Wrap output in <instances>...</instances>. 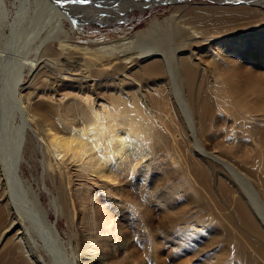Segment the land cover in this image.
Returning <instances> with one entry per match:
<instances>
[{
	"label": "bare ground",
	"instance_id": "6f19581e",
	"mask_svg": "<svg viewBox=\"0 0 264 264\" xmlns=\"http://www.w3.org/2000/svg\"><path fill=\"white\" fill-rule=\"evenodd\" d=\"M105 1L111 10L85 14L80 7L102 4L0 0V32L11 30L0 49V264H29L26 251L33 255L38 247L49 257L34 255L32 264H144L127 253L131 234L121 225L136 221L152 240L148 195L160 172L166 188L160 206L174 210V198L192 194L190 209H176L159 229H174L188 246L197 229L215 230L216 222L237 241L244 236L239 223L257 232L252 218L241 222L245 206L231 188L222 190L235 215L217 201L223 194L213 186L221 183L219 168L239 186L257 161L255 172L264 171V77L241 68L251 37L264 47V0L220 2L213 18L208 8L193 19L189 7H175L132 35L72 41L80 19L110 24L127 19L131 9L118 11L123 4L142 12L181 0ZM70 139L76 143L69 149ZM27 149L33 160L41 152L50 207L66 218L68 241L48 221L40 193L20 176ZM247 150L251 155L244 158ZM73 179L81 182L69 188ZM29 208L41 214V226L34 220L26 225L22 213ZM190 218L196 223L185 227ZM249 240L243 246L249 262L264 264V247ZM190 246L199 254L198 244Z\"/></svg>",
	"mask_w": 264,
	"mask_h": 264
},
{
	"label": "rangeland",
	"instance_id": "374dc122",
	"mask_svg": "<svg viewBox=\"0 0 264 264\" xmlns=\"http://www.w3.org/2000/svg\"><path fill=\"white\" fill-rule=\"evenodd\" d=\"M95 2H99L102 5L96 6L92 9H87L86 7H80L79 12L89 14L95 13L96 9H101V7H105L104 12H107L111 9H106L107 4L109 2L105 0H94ZM118 1V0H116ZM229 1H240V0H181L180 2H176L173 4H163L157 5L152 9L147 8L146 10L140 12L137 9H133L130 5L123 4L118 8V11L122 10H130L127 19L119 20L114 23L110 24H100V23H90V22H83L81 19L78 18L74 19L79 20V29L75 31V35L71 38L72 41L82 43L86 40L91 38L95 39L96 41H103L106 39H114L117 37H121L123 35H132L135 32L146 28L148 22L152 17H157L159 20H163L166 17H169L171 11L175 8L181 7H189L191 12L189 16L191 18H197L199 15V10L208 8V11L205 13L207 17H218L215 15L218 9L214 8V5H219L220 2H229ZM243 4V3H242ZM56 5V4H54ZM109 5V4H108ZM57 6V5H56ZM112 7V6H111ZM123 7V8H122ZM117 9V8H116ZM219 11V10H218ZM142 13V14H141ZM10 19V23H11ZM82 21V22H80ZM74 24V21H73ZM68 28L71 27L70 22L66 25ZM77 28V26L75 27ZM10 29H4V33L0 32V49L5 47L7 41L11 40ZM255 30V29H254ZM257 33V32H256ZM264 33V31H263ZM4 34V35H2ZM259 34V33H258ZM10 35V39H7L5 36ZM260 39H264V36L259 34ZM5 37V38H4ZM3 38V39H2ZM253 38L257 39V36L254 35L250 38V40L246 43L248 44L246 47L243 48L244 56L241 59V68L245 70H251L256 74V76L264 77V47L260 48L257 43L251 42ZM6 40V41H4ZM4 42V44H3ZM240 43L241 41L238 40ZM254 44V46L252 45ZM238 47L239 44L234 45ZM253 58V62H249L250 57ZM247 57V59H246ZM204 60L207 62L210 60V56L205 54L203 56ZM263 64V65H262ZM28 68H26L25 72V80L24 86L28 84ZM42 79H45L43 77ZM39 85V84H38ZM264 86V83H263ZM103 92L108 93L109 90L102 89ZM54 101V100H53ZM261 122V121H260ZM262 123V122H261ZM225 129H229L231 126L226 120L221 123ZM260 127V125H259ZM222 137L217 138V142L220 143L222 141ZM250 152L247 150L245 153V157L250 156ZM31 151L25 150V159L21 162L22 171L21 177L25 180H30L31 185L33 186V190L39 197V204L46 212L48 221L56 225L60 235L68 241L69 238V229L67 227L66 218L63 216H59L55 213L53 208L50 207V196H49V189L50 185L48 181H44L42 178L43 174V166L40 163L42 158L40 150L38 151V157L33 160L34 158L30 159ZM243 158V159H244ZM35 161L36 164L33 163ZM249 161V160H248ZM253 166V169L250 172H244V177L246 179V185L239 186L238 183L228 176L225 175L224 171L219 168L216 170V174L218 175V171L222 172L221 183L218 185L213 186L216 191L223 194L220 198H216L217 201L221 204L225 203V205L229 208L230 212L234 214L233 210L227 204V201H230L225 193H223L222 187L228 186L233 191L232 195L235 199H239L245 208L243 209L244 215L241 220L244 221V218L247 216L252 218L255 226L257 228V232H254L247 227L243 226L241 223L238 224L239 233H242V236L237 241V238L234 237V234L231 230L223 227L222 224L216 222L217 229H212V227L204 228L203 230L197 229L195 232V240L193 239V235L190 236L192 241L189 242V246L186 245L188 242H183L180 238H177L175 234H173L174 229H159V222L164 223V221H168V218L173 214L176 209L188 210L190 209V205H188V197L192 194V191L189 194L182 195V200L180 202H175L177 198H174L175 209L170 210L163 208L158 203V196H166V188L161 186L162 181L164 180V176L161 174L155 176L151 181L154 188H152L149 196L150 202V209L151 216L154 218V222L152 223L154 226L152 227V242L149 241L148 236H146V231L139 227L138 222H125L122 223L121 229L122 232L126 235L131 236V240L127 246L128 250L127 253L132 257L135 262H142L147 264L151 261L152 264H251L248 260L249 251L244 245H250V240H253L264 247V227L261 222V219L264 221V185L259 183H264V171H257L255 172L261 164V160L257 161ZM220 175V174H219ZM256 179L260 181L257 183ZM81 179H73V182L69 183V188L77 187V184H80ZM27 181V180H26ZM242 188L243 190H240ZM157 189V192H156ZM155 190V191H154ZM25 190L20 191L23 194ZM25 196L31 201L32 196L30 194H25ZM73 198V197H72ZM73 203L76 201L73 199ZM72 203V204H73ZM245 204V205H244ZM74 205V204H73ZM148 206V205H147ZM145 210H149L145 208ZM193 210V209H192ZM196 215H200L199 212H195ZM235 215V214H234ZM23 218H25V223L27 226H34L29 221L34 220V224L38 227L41 226L40 223L42 222L41 214L33 208H29L27 210V216H24L22 213ZM159 216V218H157ZM117 218V215H115ZM202 219H206L205 216H202ZM160 220V221H159ZM120 221V220H119ZM131 221V220H130ZM196 223V219L190 218L185 223V227H192ZM137 226L139 228H137ZM158 226V227H157ZM138 229V230H137ZM137 230V231H136ZM168 230V231H167ZM139 231V234H138ZM200 231V232H199ZM163 233V234H162ZM213 234V236H211ZM145 235V236H144ZM177 235V234H176ZM139 236V237H138ZM137 237V238H136ZM208 237V238H207ZM177 238V239H175ZM210 238V239H209ZM220 238V239H219ZM184 239V238H183ZM242 239V240H241ZM190 240V239H189ZM194 240V241H193ZM220 240V241H219ZM187 241V240H186ZM200 241V242H199ZM198 244L201 249H199V254L195 253L192 249V244ZM204 243V245H203ZM191 250V251H190ZM1 252V251H0ZM26 255L28 256L27 262L32 264V257L34 255H41L45 258L49 257L46 250L44 248H35L34 254L32 255L31 252L26 251ZM150 257V258H149ZM152 258V260H151ZM150 259V261H149ZM131 263L128 260L129 264Z\"/></svg>",
	"mask_w": 264,
	"mask_h": 264
},
{
	"label": "snow or ice",
	"instance_id": "6c2138e0",
	"mask_svg": "<svg viewBox=\"0 0 264 264\" xmlns=\"http://www.w3.org/2000/svg\"><path fill=\"white\" fill-rule=\"evenodd\" d=\"M74 2H81V3H83V2H87V0H74ZM73 135H74V134H73ZM81 135H83V133H81ZM84 138L87 139L86 136H85ZM74 143H76V141L73 140V139H70V140L67 142V147L70 149V148L73 146Z\"/></svg>",
	"mask_w": 264,
	"mask_h": 264
}]
</instances>
